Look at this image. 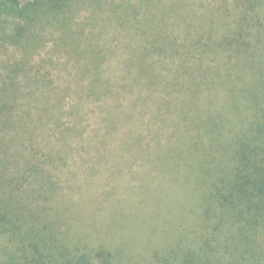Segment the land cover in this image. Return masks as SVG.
<instances>
[{
    "label": "trees",
    "instance_id": "trees-1",
    "mask_svg": "<svg viewBox=\"0 0 264 264\" xmlns=\"http://www.w3.org/2000/svg\"><path fill=\"white\" fill-rule=\"evenodd\" d=\"M70 1L0 0V45L20 35L23 20L62 13ZM192 1H129L101 19L100 37L126 32L138 44L147 87L183 94L165 102L175 142L160 156L169 176L150 196L152 213L178 231L148 264H264V0H200L199 15ZM172 10L171 29L159 17ZM62 116L37 89L24 92L16 79L0 85V264H124L118 251L63 240L53 204L65 152L54 142L75 128H63Z\"/></svg>",
    "mask_w": 264,
    "mask_h": 264
},
{
    "label": "rangeland",
    "instance_id": "rangeland-1",
    "mask_svg": "<svg viewBox=\"0 0 264 264\" xmlns=\"http://www.w3.org/2000/svg\"><path fill=\"white\" fill-rule=\"evenodd\" d=\"M129 1L136 0H71L62 13L30 24L23 20L20 35L0 45V85L16 79L24 92L37 89L49 95L62 111L63 128H75L69 141L54 142L65 152L64 162L54 170L60 185L53 204L63 240L118 251L124 264H148L178 231L163 212L152 213L158 205L150 196L169 176L160 156L175 142L169 138L175 117L167 115L165 102L180 101L183 94L169 96L166 89L146 86L134 61L138 44L126 32L99 36L101 19L122 13ZM175 1L153 3L169 8ZM200 2L192 1L188 10L205 12ZM155 10L163 13L158 6ZM174 10L159 17L171 29L179 17ZM98 46L105 52L97 69L94 60L99 56L92 50ZM165 76L170 80L173 74ZM36 82L40 85L35 87ZM51 129L57 128L47 124L48 135Z\"/></svg>",
    "mask_w": 264,
    "mask_h": 264
}]
</instances>
